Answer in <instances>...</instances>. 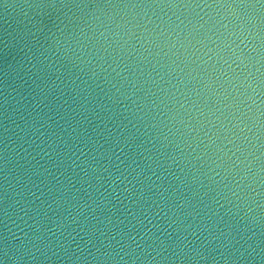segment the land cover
I'll return each instance as SVG.
<instances>
[{
	"label": "water",
	"instance_id": "1",
	"mask_svg": "<svg viewBox=\"0 0 264 264\" xmlns=\"http://www.w3.org/2000/svg\"><path fill=\"white\" fill-rule=\"evenodd\" d=\"M0 264H264V0H0Z\"/></svg>",
	"mask_w": 264,
	"mask_h": 264
}]
</instances>
